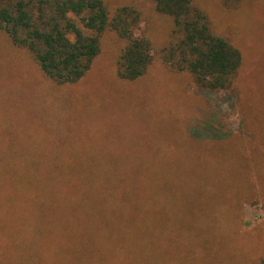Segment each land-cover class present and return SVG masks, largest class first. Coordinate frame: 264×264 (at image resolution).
<instances>
[{
    "label": "rangeland",
    "instance_id": "rangeland-1",
    "mask_svg": "<svg viewBox=\"0 0 264 264\" xmlns=\"http://www.w3.org/2000/svg\"><path fill=\"white\" fill-rule=\"evenodd\" d=\"M199 4L242 51L231 91L200 90L159 63L124 82L111 40L80 82L60 87L0 35V141L20 156L83 161L96 178L87 190L15 193L0 264H260L264 0ZM155 26L160 42L169 23Z\"/></svg>",
    "mask_w": 264,
    "mask_h": 264
},
{
    "label": "trees",
    "instance_id": "trees-1",
    "mask_svg": "<svg viewBox=\"0 0 264 264\" xmlns=\"http://www.w3.org/2000/svg\"><path fill=\"white\" fill-rule=\"evenodd\" d=\"M158 20L169 23L160 42L153 37ZM1 34L60 87L80 82L110 40L124 82L144 77L159 63L187 75L200 90L231 91L243 64L242 51L217 30L199 0H0ZM11 146L0 141V238L9 224L8 212L16 208L15 193L87 190L96 180L84 171L83 161L71 160L67 166L20 156Z\"/></svg>",
    "mask_w": 264,
    "mask_h": 264
}]
</instances>
